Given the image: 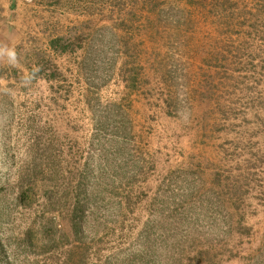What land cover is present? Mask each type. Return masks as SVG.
Masks as SVG:
<instances>
[{
  "label": "rangeland",
  "instance_id": "obj_1",
  "mask_svg": "<svg viewBox=\"0 0 264 264\" xmlns=\"http://www.w3.org/2000/svg\"><path fill=\"white\" fill-rule=\"evenodd\" d=\"M27 3L0 264H264V0Z\"/></svg>",
  "mask_w": 264,
  "mask_h": 264
},
{
  "label": "crops",
  "instance_id": "obj_2",
  "mask_svg": "<svg viewBox=\"0 0 264 264\" xmlns=\"http://www.w3.org/2000/svg\"><path fill=\"white\" fill-rule=\"evenodd\" d=\"M30 6L32 5L27 3V0H0V60L2 61L1 65L4 64L6 68L16 67L24 70L25 63L20 65L15 57L20 41L13 38L11 28L20 26V21L24 16L21 11ZM10 53H14V55H10Z\"/></svg>",
  "mask_w": 264,
  "mask_h": 264
},
{
  "label": "trees",
  "instance_id": "obj_3",
  "mask_svg": "<svg viewBox=\"0 0 264 264\" xmlns=\"http://www.w3.org/2000/svg\"><path fill=\"white\" fill-rule=\"evenodd\" d=\"M55 41V42H54ZM53 42H54V44H55V47H57L56 45H58V43H57V40H54ZM52 42V43H53ZM58 48V47H57ZM75 226H77V225H75Z\"/></svg>",
  "mask_w": 264,
  "mask_h": 264
},
{
  "label": "clouds",
  "instance_id": "obj_4",
  "mask_svg": "<svg viewBox=\"0 0 264 264\" xmlns=\"http://www.w3.org/2000/svg\"><path fill=\"white\" fill-rule=\"evenodd\" d=\"M10 55H14V53H10Z\"/></svg>",
  "mask_w": 264,
  "mask_h": 264
}]
</instances>
